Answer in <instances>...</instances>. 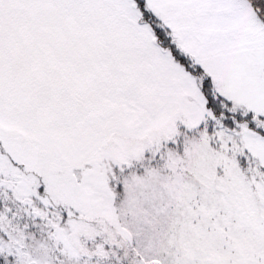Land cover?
Returning a JSON list of instances; mask_svg holds the SVG:
<instances>
[{
  "label": "snow or ice",
  "instance_id": "snow-or-ice-1",
  "mask_svg": "<svg viewBox=\"0 0 264 264\" xmlns=\"http://www.w3.org/2000/svg\"><path fill=\"white\" fill-rule=\"evenodd\" d=\"M0 264H264V0H0Z\"/></svg>",
  "mask_w": 264,
  "mask_h": 264
}]
</instances>
